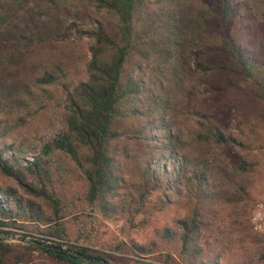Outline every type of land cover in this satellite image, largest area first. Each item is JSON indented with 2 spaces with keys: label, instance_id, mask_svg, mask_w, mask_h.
<instances>
[{
  "label": "trees",
  "instance_id": "1",
  "mask_svg": "<svg viewBox=\"0 0 264 264\" xmlns=\"http://www.w3.org/2000/svg\"><path fill=\"white\" fill-rule=\"evenodd\" d=\"M196 1L198 11L184 24L175 0H69L70 15L60 37L68 40L74 32L92 41L83 77L66 83L63 69L43 71L32 88L20 92L27 103L36 94L60 93L63 125L48 137L7 142L11 114L0 82V236L39 239L106 264L227 262V241H219L218 228L210 232L212 224H220L212 202L246 205L250 194L243 187L234 193L221 190V195L213 191L210 176L224 173L202 162L191 165L178 149L188 144L260 150L263 137L258 130L264 131V119L258 127L254 114L253 121L242 117L239 135L233 137L201 101L190 113L194 121L185 129L188 143L182 144L181 131L174 133L170 120L145 106L149 87L138 75L140 46H151L149 40L163 25L174 50L192 36L189 48L197 74L231 73L237 82L230 86L264 104V14H257L247 0ZM29 2L0 0V35ZM52 5V0L38 1L37 14L51 15ZM209 87L211 92L212 84L205 82L206 93ZM136 158L140 166L127 178ZM232 168L256 176L247 161ZM69 218L79 228L74 239ZM103 221L120 222L121 237L98 248L91 236ZM145 228L150 234L141 240L129 233ZM0 264L98 263L68 259L33 244L0 241Z\"/></svg>",
  "mask_w": 264,
  "mask_h": 264
},
{
  "label": "rangeland",
  "instance_id": "2",
  "mask_svg": "<svg viewBox=\"0 0 264 264\" xmlns=\"http://www.w3.org/2000/svg\"><path fill=\"white\" fill-rule=\"evenodd\" d=\"M38 1L30 0L24 10L7 23L0 35V82L4 96L9 100L6 107L11 115L7 126L12 129L7 142L45 138L62 128L65 109L63 100L59 97L60 93L56 89L51 91V95L34 94L31 103H27L25 97L20 94L21 89L32 88L33 81L42 75L43 71H55L58 68L63 69L66 83L70 80L77 81L83 77L84 64L90 57L89 47L92 41L89 38H79L74 32L68 40H62L60 37L70 15L67 8L69 0H52L55 3L52 5V14L40 16L37 14ZM247 1L257 14H264V0ZM175 2L178 11L184 14L183 23L188 24L189 17H193L198 11V2L196 0ZM157 15L159 19H165L164 16ZM185 29L188 31L189 27ZM158 31L160 34L149 40L151 46L145 49L140 46L143 58L138 75L149 87L150 94L145 106L151 109L155 116L160 113L165 119L170 120L174 126V133L181 131L185 136L182 144L188 143L185 129L194 121V114L190 113H193L201 101L202 107L209 108L220 120L224 131L232 133L233 137L239 135L238 126L242 117L250 116L253 121L254 114L258 122L253 123L261 127L264 104L243 97L240 90L230 86L237 82L235 76L225 71L215 72L209 77L197 74L193 53L189 48L191 35L184 37L178 49L174 50L173 46L167 43L166 27L162 25ZM205 82L212 84L211 92L209 87L206 93ZM154 101L160 104H154ZM42 103H45L43 109L40 108ZM251 120L247 123L252 122ZM242 127L244 128L243 125ZM258 131L263 137V148L251 153L237 146L218 149L205 145L183 144L184 146L181 145V149H178L179 152L188 155L191 165L202 162L211 170L216 169L224 173L220 175L213 173L210 176V188L213 191L221 195V190L234 193L236 189L243 187L246 193L250 194V202L246 205L241 203L232 205L219 200L212 202V212L219 218L220 224H212L210 232L218 228L222 233L218 235L222 239L219 241H227L229 250L226 264H264V235L256 234L250 225L252 201L264 186V131L260 129ZM240 161L253 164L256 176L252 173L244 176L234 171L232 165ZM139 166L140 161L136 158L129 168L127 178L133 175ZM68 222L69 225L72 224V219L69 218ZM121 226L120 222L103 221L96 224L91 236L93 243L100 248L115 237L120 238ZM70 230L71 239L77 237L79 228L70 225ZM129 233L141 240L143 236L150 234V230L129 229Z\"/></svg>",
  "mask_w": 264,
  "mask_h": 264
},
{
  "label": "water",
  "instance_id": "3",
  "mask_svg": "<svg viewBox=\"0 0 264 264\" xmlns=\"http://www.w3.org/2000/svg\"><path fill=\"white\" fill-rule=\"evenodd\" d=\"M0 241L33 244L36 246L43 247V248L50 250L52 252H55V253H57L63 257H66L68 259L78 258V259L88 261V262H92V263L106 264L103 260L84 256L81 254H72L71 251H69L68 249H66L60 245L45 242V241H42L39 239L27 238V237L16 236V235H5V236H0Z\"/></svg>",
  "mask_w": 264,
  "mask_h": 264
},
{
  "label": "built area",
  "instance_id": "4",
  "mask_svg": "<svg viewBox=\"0 0 264 264\" xmlns=\"http://www.w3.org/2000/svg\"><path fill=\"white\" fill-rule=\"evenodd\" d=\"M251 229L258 235H264V186L259 190L250 215Z\"/></svg>",
  "mask_w": 264,
  "mask_h": 264
}]
</instances>
